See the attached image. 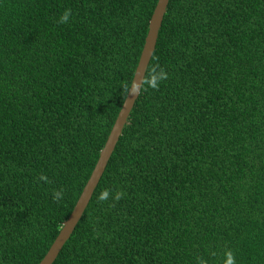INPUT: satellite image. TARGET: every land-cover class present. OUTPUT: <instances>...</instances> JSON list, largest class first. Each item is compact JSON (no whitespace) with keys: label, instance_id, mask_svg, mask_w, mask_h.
Segmentation results:
<instances>
[{"label":"trees","instance_id":"16d2710c","mask_svg":"<svg viewBox=\"0 0 264 264\" xmlns=\"http://www.w3.org/2000/svg\"><path fill=\"white\" fill-rule=\"evenodd\" d=\"M157 2L0 0V264H39L72 213ZM53 264H264V0H170Z\"/></svg>","mask_w":264,"mask_h":264},{"label":"water","instance_id":"95a60500","mask_svg":"<svg viewBox=\"0 0 264 264\" xmlns=\"http://www.w3.org/2000/svg\"><path fill=\"white\" fill-rule=\"evenodd\" d=\"M170 0H158L152 17L149 22V29L145 38V44L140 55L138 65L136 67L131 87L124 100V103L118 113L116 121L110 131L103 149L100 152L95 168L85 185L72 213L64 222L57 238L51 245L45 257L39 264H53L59 255L60 251L71 238L78 223L80 222L85 210L87 209L93 193L98 186L106 167L115 151L116 145L122 135L123 129L127 124L130 113L139 98L141 89L145 80V76L154 54L158 41L159 32L162 27L164 16Z\"/></svg>","mask_w":264,"mask_h":264},{"label":"clouds","instance_id":"9594fccd","mask_svg":"<svg viewBox=\"0 0 264 264\" xmlns=\"http://www.w3.org/2000/svg\"><path fill=\"white\" fill-rule=\"evenodd\" d=\"M63 19L64 20H67V14H65L64 15V17H63ZM166 78V74L163 72V70H161L157 75H156V77H155V79L152 81V87H156V84H157V82L159 81V80H163V79H165ZM107 196H108V193H107V191H105V192H103V193H101V195L99 196V199H101V200H105V199H107ZM120 197H119V194H117L115 197H114V199H119Z\"/></svg>","mask_w":264,"mask_h":264}]
</instances>
